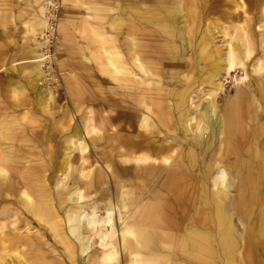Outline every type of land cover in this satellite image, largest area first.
I'll return each mask as SVG.
<instances>
[{
    "label": "bare ground",
    "instance_id": "6f19581e",
    "mask_svg": "<svg viewBox=\"0 0 264 264\" xmlns=\"http://www.w3.org/2000/svg\"><path fill=\"white\" fill-rule=\"evenodd\" d=\"M226 1L223 17L247 18L242 0ZM210 4L0 0V75L9 74L0 76V264H264V29L253 66L263 73L219 106L215 77L243 65L255 42L231 24L226 44L214 46L210 23L201 29ZM191 56L214 90L195 108L186 147L166 133L181 125L191 79L177 74ZM48 70L66 78L65 97L96 105L81 135L70 126L62 140L69 124L55 128ZM60 140L84 159L75 178L68 155L58 175L41 166H53ZM54 176L62 190L50 186ZM34 222L41 234L17 231Z\"/></svg>",
    "mask_w": 264,
    "mask_h": 264
},
{
    "label": "rangeland",
    "instance_id": "374dc122",
    "mask_svg": "<svg viewBox=\"0 0 264 264\" xmlns=\"http://www.w3.org/2000/svg\"><path fill=\"white\" fill-rule=\"evenodd\" d=\"M60 1V0H59ZM211 4L209 5L208 10L206 11V13L204 14V18H203V25L201 26V29H204V24L205 23H210L209 28V34L212 35L214 37V39L212 40V44L214 46H223L226 44L227 40H229V33L231 31V24H241L244 25V27L246 28V30H248L250 36H252L253 40H254V49L252 51V53L250 54V56L245 60L243 65H237L232 71H230L227 75L225 74H220L219 76L215 77V82L216 83H221V90L219 91L218 89V94H222L223 98L220 99L217 103L219 104V106H221L223 103L220 102H225L227 100H229V98L234 94V90L236 87H244L247 86L250 82H251V78L252 76L256 75V74H260V73H255L253 71V66H254V60L256 59L257 56H259L261 54V50L263 49V47H260V45L256 46L257 42H259V38H260V34L261 31L264 29V26H262L264 24L263 20H264V0H242V2H244V7L246 8L247 11V18L244 19V16H230L228 19H226L225 17H223L222 15V9L223 8H228L230 10V8H232L231 3L227 2L226 0L223 2V0H210ZM225 6V7H224ZM241 11V10H240ZM217 23H220L222 26H218ZM212 27L214 28L213 31ZM228 30V34L225 36H222V31L223 30ZM212 33V34H211ZM16 38V37H15ZM232 43L235 40H231ZM195 42V41H194ZM52 52V51H51ZM185 52H188V54L190 53V51L186 50ZM52 54V53H51ZM188 54L186 53L184 58L187 59ZM194 54H197V50L194 48ZM197 57V56H196ZM188 60V59H187ZM191 60L188 63H183L182 67H179V73L177 74V78H181L182 76L185 77H189L191 79V81L189 82V85H191L189 91L190 93L187 96L186 99V104L184 105V110H183V116H182V121H181V125L178 126V128L176 127V131L175 132H170V133H166V135H176L175 139H173L174 141L176 140H181L184 143H187L186 147H190L193 143H194V139H191V137H193L196 133H194V126H189L188 124H195V119H191L193 116L196 115V109L197 112L199 111V109H201V106L203 104H205L207 102V99L209 98V96L206 94L208 91L210 90H214V87L211 85L212 84V79H208L209 76L204 78V72L202 70V66L203 63L200 62H195V58L191 56ZM47 63V62H46ZM10 65V64H8ZM206 68V67H205ZM54 74H56V72H53ZM53 73L49 74V70L46 71L47 74V79H49L47 81V88L51 91L52 96H53V100L49 101V107L51 109V111L53 112V118L55 119V128L62 129V126L64 124V126L69 124V128L68 126H66L65 128L62 129L61 135L62 136V140L63 138H65L67 132L70 129V126L73 127H77L80 128V135H81V130L84 126V118H86L87 115H89V110H92L95 112V110H97L96 105H93L92 102H88V101H83V102H74L73 99H70V97H65V92H64V88L62 86V83H66L65 80L66 78H63L61 81H57V76H53ZM172 72L170 71V69H167L166 73H164L163 75L165 76V79L169 78V75ZM12 74H15L16 79H20V75L16 74V71L12 72ZM7 76L9 74H7V72L2 71L0 76ZM13 76V77H15ZM55 77V79H54ZM3 81H5L7 83V81L5 80V78L2 79ZM22 82V80L20 81ZM6 85V84H5ZM4 85V86H5ZM16 85V84H15ZM35 85V84H34ZM33 85V86H34ZM60 85V86H58ZM10 86V84H9ZM14 86V85H13ZM12 87V86H11ZM36 87H41L42 89L44 88L43 85H39L38 83H36V85L34 86V88ZM18 89H21L20 87H18ZM31 88H29V90L26 88L24 89L25 93H27L29 95L30 98L33 97V95L36 94L37 89L35 90H30ZM180 89V88H179ZM216 90V89H215ZM217 94V95H218ZM83 104H86L84 108H81V106ZM196 108V109H195ZM35 109V107H34ZM39 110V109H38ZM18 114H22V110H20L18 112ZM35 115H38L37 113L34 112ZM39 116V115H38ZM33 125V124H31ZM68 128V130H67ZM56 129V130H57ZM161 133L159 136H164L165 130L164 128H160ZM83 134V133H82ZM164 138H166V140L169 142V140L171 138H168L167 136H164ZM60 140L57 141V146H56V152L53 155L55 158L54 160V164L53 166H49L46 164H42L41 166H44L45 168V173L48 176H53V175H58L59 172L56 170L55 171V163L56 161H62V159L68 155V159H69V172H72V168H76L73 170V174H71V178H75V176H77V169L82 165V162L84 159L81 158V154L80 151L78 150H73V151H68L65 147V143ZM172 140V139H171ZM87 147L85 152L82 154L84 155L86 152L89 151V148L91 147V144L88 142L87 138L85 140ZM55 143V144H56ZM164 143H166V141H164ZM93 150V149H91ZM174 154V152H173ZM93 155V154H92ZM87 156L84 155V158L87 159V161H85L84 165L87 166L89 161L94 160L93 157L94 156ZM230 160H233V156L229 157ZM94 162V161H93ZM98 165L101 164L99 161H96V163H93V165L91 167H99ZM36 167L37 169H41L42 167ZM49 166V167H48ZM47 168V169H46ZM55 177H49L48 181L50 186L53 187V189L56 190H62V186H56L55 185ZM70 184V182L68 183ZM113 184L110 183V190L113 189ZM106 189V188H104ZM62 195V192H61ZM41 226H39L36 222L32 223H20L19 227L17 229V231L22 232V235L25 234L24 230L25 228H28L30 234H34L33 236H36V234H41ZM240 228L241 226H239V231L240 232ZM47 244L44 247V251L47 250V248L49 249L51 247V245L49 244L48 240L46 241ZM34 244V243H33ZM49 246V247H48ZM47 247V248H46ZM3 264H17V261L14 257H8L5 256V259L3 261Z\"/></svg>",
    "mask_w": 264,
    "mask_h": 264
}]
</instances>
